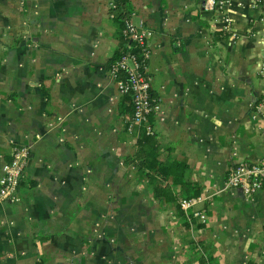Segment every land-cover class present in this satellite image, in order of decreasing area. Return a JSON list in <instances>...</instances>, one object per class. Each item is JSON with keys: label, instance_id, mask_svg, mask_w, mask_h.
Masks as SVG:
<instances>
[{"label": "crops", "instance_id": "1", "mask_svg": "<svg viewBox=\"0 0 264 264\" xmlns=\"http://www.w3.org/2000/svg\"><path fill=\"white\" fill-rule=\"evenodd\" d=\"M129 2L152 31L159 157L186 159L200 199L164 201L127 159L113 0H0V171L13 145L30 152L20 202L0 203V264H264V183L224 184L264 157V0Z\"/></svg>", "mask_w": 264, "mask_h": 264}, {"label": "built area", "instance_id": "2", "mask_svg": "<svg viewBox=\"0 0 264 264\" xmlns=\"http://www.w3.org/2000/svg\"><path fill=\"white\" fill-rule=\"evenodd\" d=\"M231 0H204V3L212 9L213 12L220 13L225 5ZM224 26L230 24L229 18L222 15ZM122 34L133 41L140 48L142 60L138 61L134 55L125 54L115 61L112 66L107 67L108 75L114 80L118 93L120 95L129 92L132 98V113L125 121V128L128 132L135 125L143 124L147 132H151L153 127L148 124L147 116L152 113L155 115L160 112L159 101L151 95L150 76L145 70V63L151 55L150 41L152 31L143 23H134L127 19L122 29ZM127 72V81L117 78L119 70ZM29 147L26 144L13 145L10 158L5 162L0 171V203L9 201L13 203L20 202L19 188L22 179L25 176V168L29 161ZM264 183V157L257 162H239L231 166L226 174L224 184L231 189H239L248 197L254 195L262 188ZM200 197L180 198L179 206L184 211L194 207ZM199 222L204 223L206 216L203 212L195 211L192 215Z\"/></svg>", "mask_w": 264, "mask_h": 264}, {"label": "trees", "instance_id": "3", "mask_svg": "<svg viewBox=\"0 0 264 264\" xmlns=\"http://www.w3.org/2000/svg\"><path fill=\"white\" fill-rule=\"evenodd\" d=\"M131 11L132 6L129 0H113L110 13L118 28V44L108 61L107 67L112 66L115 61L125 54L134 55L138 61L142 60L140 48L122 34L125 21L128 19ZM117 78L124 82L127 81V72L122 69L119 70L117 72ZM121 96L119 100V112L122 114L125 122L129 119L133 110L132 98L129 92ZM147 122L153 127L152 113L147 116ZM130 134L134 137L136 149L127 159L138 169L145 171L146 175L149 177V184L153 188V192L156 196L162 198L166 202H173L175 197L171 187L175 186L178 187L177 193L180 194L181 198L196 197L199 195V186L186 180L187 163L184 157L172 155L171 157L166 156L164 159L160 158L161 151L159 149L156 134L153 130L147 132L143 124L135 125L130 131ZM157 177L165 181H163V183H156ZM200 261L201 264H205L202 258H200Z\"/></svg>", "mask_w": 264, "mask_h": 264}]
</instances>
